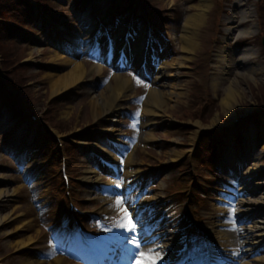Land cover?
<instances>
[{"label": "rangeland", "instance_id": "obj_1", "mask_svg": "<svg viewBox=\"0 0 264 264\" xmlns=\"http://www.w3.org/2000/svg\"><path fill=\"white\" fill-rule=\"evenodd\" d=\"M96 1L104 16V9L101 5L105 6V0ZM142 1L154 10H165L167 17L171 19L170 23L177 21V24L179 23L180 27H183L184 18L191 12V9H196L200 0ZM187 1L189 2L187 3ZM216 1L223 6L230 0ZM79 2L80 0H50L51 6H49L50 8L47 7V11L53 20V27L47 26L48 22L45 24L41 18H37L36 11H33V14L25 17L27 24L33 27V35L23 31L13 34L17 44L27 49V52L17 57L15 61L20 62L25 57L29 64L13 69L12 74L26 82L25 87L19 93L34 113H38L45 106L47 98L53 93V78L66 76L67 72L71 70L69 61L77 59L84 63L85 52L93 43L91 40L93 37L91 25H95V21L89 8L86 6L81 10L78 5ZM210 2V10L206 13L208 21L200 32L198 47L195 49L199 50V55H202L210 46L207 39L212 36V29L214 28L215 14L213 6L215 1L210 0ZM244 2L246 1L241 0V3ZM248 7L252 8V5L248 4ZM136 9L141 13L136 12L135 22H139L137 23V28L144 34L145 28L142 16L145 15L146 17L148 14L144 13L137 3ZM169 9H171L173 15L183 11L185 13L180 18L172 17ZM154 14L153 12V18L159 15V13L156 16ZM209 19L211 23H209ZM21 21L23 20L21 19ZM63 22H68L70 28H65L62 24ZM121 22V28H124L126 20H121ZM209 26L210 30H208ZM167 28L168 32H175L176 30L175 35L182 36V31L179 33L172 26ZM162 30L165 31L166 29L162 28ZM179 30L183 29L180 28ZM65 39L68 40L70 46L62 42ZM259 44L260 40L254 43V53L259 62L263 56L262 66L264 71V51L262 52ZM227 46H230V42ZM200 50L203 51L200 52ZM71 55H73V58L70 57ZM228 55L231 56L230 54ZM171 56L173 57H169L167 59L168 62H164V65L165 63H172V59L180 57L181 53L175 50ZM233 59L235 58L233 57ZM85 63L89 78L87 83L82 84L79 89L65 93L60 97L61 99L59 98L50 106L51 110L48 117L52 124L48 120L47 122L62 135L83 129L100 114V112L98 114L91 113V110L95 107L90 102L94 98L100 97L104 92L102 77L99 78V81L93 83V78L95 80L97 78V72L93 69L94 66L92 64ZM239 65V62L229 61V67L233 68L235 75L241 72L239 69L242 67ZM173 67L174 64L172 67L163 70L166 73ZM183 67L185 69L179 71L182 77L165 79V81L169 82V87L165 90H169L171 85L177 83L184 92H178L180 94L177 99L172 101V103H167L171 108H167L164 111L165 113L161 112L162 115L156 118L160 122L152 127L154 132L152 141L146 142L143 138H140L139 144L133 147L130 154L133 155V159L136 157L135 168L143 169L144 163L145 168L149 166L148 170L154 169L150 174L147 173L145 175L153 177V185L151 186L153 188L151 193L153 197L157 193H164L165 191L172 193L176 188H185L188 181L191 183L194 180L192 190L195 198L192 204H196V208L200 209L196 215L197 227L200 230L213 231L212 225L210 226L203 212L204 209H207L211 218L213 216L218 217L216 222L218 225L215 226V230L218 233H222L217 211L222 207H218V200L221 197H226L222 194L224 190H229L228 187L222 185L223 178H229L224 173V170L231 169L232 165L229 164L232 163L233 167H235L237 177L241 175L242 171H247L250 167L255 168V171H251V175L256 176L255 179L260 185L255 186L256 188H253L252 193L259 194L264 188V116H259V111L264 112V72L263 76L259 75L260 78L257 76V82L255 78L253 81L243 82L241 78L238 79L236 77V89H239V104L234 102V107L237 116L245 118L235 127L230 128L229 123L232 119L225 117V112L221 109L223 93L219 97H216L214 93L210 94L209 91L204 90V87L209 86V82L203 77L202 73L189 72L186 69L187 66ZM0 69L3 70L1 65ZM7 74L3 72V75H0V79L6 82ZM250 74L254 75V73ZM104 75L107 76V72H104ZM129 76L132 78V75ZM228 85L229 83L225 85L224 90L228 88ZM92 87L97 89L94 90ZM165 87V83L161 84V88ZM19 102L26 103L21 99ZM19 102L10 96V101L5 106L0 107V192H3L0 195V225H3L0 230L1 254L19 249L18 245L22 242L27 247L26 251L11 258L4 264H55L56 255L50 249V244L46 242V232L41 226V223L49 224L50 221L56 219L55 201L58 204V194L55 190L59 186H57L54 178L56 170L55 160H50L51 156L49 154L51 151L49 152L48 146H44L47 142L42 137V128L36 126L27 127V124L23 123V119L21 125L14 126V121L9 120L12 115L17 120L19 119ZM138 106L140 107L141 105L138 104ZM253 106L258 109L249 111ZM197 109H204L200 114L206 116L199 117ZM139 110L141 111V109ZM66 112L70 113L69 118H64ZM141 113L143 114L144 111ZM250 115L251 118H249ZM257 115L259 117H256ZM215 116L220 117V124L216 126L213 123ZM126 121L125 118H122V120L119 118V122L116 124L101 121L93 130L106 134L110 132L118 136L125 131ZM200 123L204 127L199 133V135L201 134L200 143L194 148L191 146L193 144L191 138ZM258 124H261L262 127L256 126ZM76 139L88 142L86 145L92 150V152L80 148L74 150L72 147L67 146L70 170L77 178V182L73 183L77 197L83 204L85 203L83 206L97 213L105 214L109 217L120 216L111 206L115 203L113 193L120 192L124 188L123 186L119 189L116 188L117 178L119 177L122 180V173L114 170V168L112 171L111 169H106L101 160L97 158V156L104 158L114 156L111 151L108 150L106 152L102 149L105 148L106 137L99 134H92L90 137L79 135L74 136L72 142H75ZM121 140L124 141L126 139L123 137ZM182 145H185V147H181ZM31 147H38L39 149L32 151ZM94 149L98 150V155H95ZM134 149H137V151L135 152ZM186 153L193 154L194 167H192L189 157L184 158ZM201 154H204L205 158L200 156ZM10 155H13V157ZM115 157L118 160L120 154ZM196 160L199 162L198 166H196L198 163ZM111 161L117 164L115 159ZM58 164L59 161L57 160L56 165ZM201 164L204 166H201ZM210 168L212 170H209ZM85 178L88 180H85ZM246 180L248 181V178ZM261 180H263L262 184ZM229 183L231 184V182ZM109 187L111 190H109ZM233 193L237 195L234 190ZM172 195L175 201H171L174 211L171 217L175 216V220H177L178 218L180 219L182 214H186L185 204L180 203V200L183 198L186 200L188 194L180 195L173 192ZM259 198L262 201L255 209L258 210V215L261 217L256 218L255 221L263 220L264 217V192L259 195ZM88 200L91 203H88ZM42 202L45 207L38 213V208L39 206L41 207L40 204ZM226 218L228 216L224 220H227ZM247 226L250 230L248 241L241 239L237 235L233 243L230 242L229 244L231 245V250H235L237 254L232 255L233 253L228 250L227 256L232 260L238 261L239 263L237 264L243 263L244 261L240 262V259L246 256L243 246L247 242L251 243L254 239L255 242L260 241L261 239L258 240L257 235L263 232L260 231V227L264 228L263 223L257 224V226L254 224ZM213 233L216 238L215 231ZM6 236L7 238L3 241L1 237ZM257 246L263 247L264 245L262 243V245ZM166 254L168 253L166 252ZM61 258L62 264H71L65 258ZM263 260L264 249L257 255L249 257L246 263L264 264Z\"/></svg>", "mask_w": 264, "mask_h": 264}, {"label": "bare ground", "instance_id": "obj_2", "mask_svg": "<svg viewBox=\"0 0 264 264\" xmlns=\"http://www.w3.org/2000/svg\"><path fill=\"white\" fill-rule=\"evenodd\" d=\"M211 7V2L209 0H200L198 5L196 6V10L195 11H191L190 13H188V15L185 17L184 20V24H183V33L182 36L178 38V44H179V52L181 51L183 53V57H179V58H175L173 60V63L177 64L179 63L180 59H182L183 61H189L190 58L187 57V54L190 52H193V50H195L198 47V37L200 35V32L202 31L203 27L205 26L206 22L208 21L206 12L209 10V8ZM245 13V12H244ZM123 31L125 32V29L123 28ZM125 33H123L124 35ZM122 46H118L117 49H120ZM115 50L112 49V53ZM139 51H138V46L137 44L134 45V50H133V57L135 58V60L139 59L138 55H139ZM111 53L109 51H106L105 53V58L109 59L111 58ZM113 57L117 60H119L120 62H124V60L122 59V57L116 56L113 54ZM223 60H227L226 58H223ZM246 61V60H244ZM150 63L152 65V70L154 69V67L156 65H158L160 67V70H163L165 68H170L173 66V63H165L163 61H158V59H154V56L152 59H150ZM69 64L71 66V70H69L66 74V76H62V77H55L53 78V82H52V87H53V93L50 96L53 95H57L62 93L64 90L70 88V87H75V88H79L80 84L83 83L84 81H86V79L88 78L87 76V66L86 64H84L81 61H69ZM94 69L97 71L98 75L101 76L102 75V71L103 68L100 64V66H95ZM250 73H254V75H251ZM263 73V68L261 66L252 68V69H245L241 72H238L236 77L238 79H242V81H253L255 78V81L257 82L259 75H261ZM155 74H157V77L155 79V82H161V77H163L164 75L162 74V71H155ZM174 74H170V77H174ZM262 76V75H261ZM234 78L229 82V85L226 87L227 89L224 90L223 92V96L221 99V109H223V111L225 112V117L232 119V121L235 120V118H237V112L235 111V107H234V102L239 104L238 100H239V89H236V79ZM260 78V77H259ZM235 80V81H234ZM175 84L171 85V90L168 92L169 94H166L163 92V90L161 89H157V88H151L149 90V95H148V99L145 102V114L147 116L150 115H159L161 112L164 111V108H171V106H168L167 103H172V101H175L177 99V96L179 94L176 93L177 90H175ZM214 87H217V84L214 85ZM133 90L132 87V82L130 79H124L121 78V75H117V77L115 78V83H110V86L108 88V90L104 93H102L100 95V97H96L94 98L90 103H92L94 105V109L91 110V113L94 112L96 114H98L100 112L99 115H106L105 113L109 112V110L112 108V105L115 103L116 100H118V97L122 96V99H125L127 97H131L128 96L130 94V92ZM122 101V100H121ZM121 109H123L122 107V102H120L118 105L115 106V110L112 116H110L108 119H111L112 122L111 123H118L119 121V115L121 114L120 111ZM258 109L257 107L253 106L249 111L251 110H255ZM70 117V113L66 112L64 114V118H69ZM98 118V117H96ZM231 121V122H232ZM156 121L154 120H148L147 125L149 124H153ZM216 122V123H215ZM230 122V123H231ZM214 126H216L217 124H220V117L219 116H215L214 118ZM229 123V124H230ZM202 128L201 125H198V128L196 130L195 133H197L200 129ZM154 136V132L153 131H147L146 134H144L143 139L146 142H150L152 141V138ZM193 135V137L191 138L192 143L194 144V141L196 139V136ZM122 143H119V141H116L117 144H122V146H126V148L124 149L125 152L130 151L132 149V145L131 143H124L123 141H120ZM193 144L191 146H193ZM135 152L137 151V149H134ZM136 159V157H135ZM135 159H133V155L132 154H127L126 158L123 160V167H121V163L119 164V167L122 168L123 171V176H122V185L123 187H125L129 176L132 177L133 174L137 173L140 169H137L136 171H132L133 166L136 164L135 163ZM111 164V163H110ZM107 166V165H106ZM255 168L250 167L249 170L244 171L243 174H251V171H254ZM91 173V172H88ZM250 176V175H249ZM130 177V178H131ZM242 179V178H241ZM85 180H88L87 178H85ZM135 180H137V178L135 177L134 179H132L130 182L133 183ZM122 192V190L120 191ZM3 194V192H0V195ZM163 195L158 193L155 195V198L158 199V201H161ZM219 202L223 201V200H218ZM258 199H250V200H243L241 202L242 208L244 210H248L251 212V207L252 205H258ZM114 205V204H113ZM136 214V213H134ZM222 215V213H220ZM141 216V213H140ZM153 220L156 221L157 220V216L155 213H153L152 215ZM222 217V216H221ZM221 225L220 227L224 226L227 227L228 225H226V221L223 220L222 222L220 221ZM260 224L264 223L262 221H259ZM173 224L169 225V229L170 234L166 235L167 237L164 238V240L161 242V244L158 243V240L155 239L156 237L152 238V241L148 240L150 242V246L155 247L157 244L158 245H162L160 246V249L163 253V260L168 258V254H165V250H167V253H170L171 251H173L176 247L178 242L181 240V233H179V229L177 230L176 227H171ZM260 229L262 230V228L260 227ZM175 231H177V234H175ZM249 231L245 230L244 231V235H248ZM235 236V234H218L217 235V239L218 241L224 242V241H228L229 239L233 238ZM258 240L262 239L261 241L255 242V240L250 244V246H257V244H259L260 242H264V229L263 232L258 234ZM20 245H18L19 247L25 246V244H23L22 242L19 243ZM18 247V248H19ZM251 249H248V251H250ZM56 263L55 264H61L62 259L61 258H56L54 260ZM264 261V260H263ZM30 264V263H27ZM243 264H249L246 262H243ZM261 264V263H260Z\"/></svg>", "mask_w": 264, "mask_h": 264}, {"label": "snow or ice", "instance_id": "obj_3", "mask_svg": "<svg viewBox=\"0 0 264 264\" xmlns=\"http://www.w3.org/2000/svg\"><path fill=\"white\" fill-rule=\"evenodd\" d=\"M122 59L126 63V58L123 55ZM134 79H136L137 84L141 83L135 76ZM139 115V112L135 114V120L131 124L133 129L137 128ZM122 164L123 160H121ZM117 180L116 188L119 189L123 181L119 177ZM113 195L115 203L111 207L120 214V219H114L113 227L120 229L116 239L120 245V252L123 254V258L127 259L130 264H160V261L163 260V253L159 250L160 245L157 244L155 247L150 246V242L142 238L147 237L148 229L144 226L140 214L137 212L134 218L132 211H130V209L135 208L136 201L131 198L130 194L125 195L123 192H114ZM230 211L231 215L226 219L228 222L235 224L236 209L234 205L230 206ZM104 227L107 229V225ZM232 230L235 229L233 228Z\"/></svg>", "mask_w": 264, "mask_h": 264}, {"label": "trees", "instance_id": "obj_4", "mask_svg": "<svg viewBox=\"0 0 264 264\" xmlns=\"http://www.w3.org/2000/svg\"><path fill=\"white\" fill-rule=\"evenodd\" d=\"M8 3V4H7ZM7 3H6V0H0V18L2 16L6 14H11L13 12V5L15 4V0H7ZM2 29L0 27V33H1ZM7 44L0 41V47L3 48V50H6L7 49Z\"/></svg>", "mask_w": 264, "mask_h": 264}]
</instances>
